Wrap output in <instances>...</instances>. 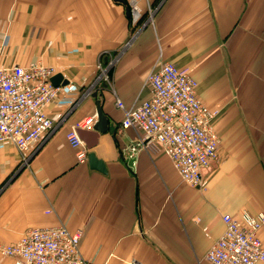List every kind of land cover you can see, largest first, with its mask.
<instances>
[{
  "label": "crops",
  "instance_id": "1",
  "mask_svg": "<svg viewBox=\"0 0 264 264\" xmlns=\"http://www.w3.org/2000/svg\"><path fill=\"white\" fill-rule=\"evenodd\" d=\"M115 56L111 86L95 83L96 65ZM33 61L54 67L60 88L45 106L52 128L28 154L0 143V243L63 223L98 264H212L222 215L264 208V0H0V66ZM162 61L189 67L198 99L216 111L217 156L197 187L162 151L137 145L142 133L121 126L115 105L147 98ZM96 100L107 130L85 129L87 151L105 172L79 162L66 139ZM258 235L264 243V224ZM0 264L12 259L0 254Z\"/></svg>",
  "mask_w": 264,
  "mask_h": 264
},
{
  "label": "built area",
  "instance_id": "2",
  "mask_svg": "<svg viewBox=\"0 0 264 264\" xmlns=\"http://www.w3.org/2000/svg\"><path fill=\"white\" fill-rule=\"evenodd\" d=\"M140 11L135 1L129 3L131 24L138 22ZM116 60L115 56L96 65L95 83L110 81L107 72ZM54 73V67L40 61L0 66V143H12L22 155L28 154L52 128L45 106L59 92V85L51 79ZM146 84L149 96L133 107H126L115 98V105L123 114L121 126L141 132L137 145L159 149L186 184L200 186L203 170L217 156L219 136L213 127L216 111L198 99L197 82L189 67L162 61L148 72ZM96 121V112L88 114L66 132L79 162L87 159L88 151L77 130L90 129ZM222 221L224 229L205 255L209 262H264V243L258 235L264 224V208L256 213L242 210L238 216L223 214ZM79 237L80 230L71 231L63 223L31 227L16 241L0 243V253L12 257L13 264H98L82 256Z\"/></svg>",
  "mask_w": 264,
  "mask_h": 264
},
{
  "label": "water",
  "instance_id": "3",
  "mask_svg": "<svg viewBox=\"0 0 264 264\" xmlns=\"http://www.w3.org/2000/svg\"><path fill=\"white\" fill-rule=\"evenodd\" d=\"M51 79L53 80V77ZM92 96H95V93H92ZM96 113H97V121L93 125L92 130L90 131L95 132V133L105 132L107 130L108 120H107L105 113L102 111L99 100H96ZM77 131L81 139H83V141L85 142L86 148L90 149L93 146V144H91L86 139V135L88 134L89 131L85 129H78ZM87 162L89 166L93 169L99 170L101 172L106 171L103 160H101L100 158H97V156L95 155L93 151H88Z\"/></svg>",
  "mask_w": 264,
  "mask_h": 264
},
{
  "label": "rangeland",
  "instance_id": "4",
  "mask_svg": "<svg viewBox=\"0 0 264 264\" xmlns=\"http://www.w3.org/2000/svg\"><path fill=\"white\" fill-rule=\"evenodd\" d=\"M104 66V65H103ZM114 65H110L109 67V70H108V72H107V74L109 75V79H110V81H105V80H101V83H104V85L106 84V86L107 87H110L111 86V78H110V70H111V68L113 67ZM100 82V81H99ZM1 254V253H0ZM2 255V254H1ZM2 256H6V255H2ZM6 257H9V256H6ZM11 259H12V264H13V258L12 257H10Z\"/></svg>",
  "mask_w": 264,
  "mask_h": 264
}]
</instances>
